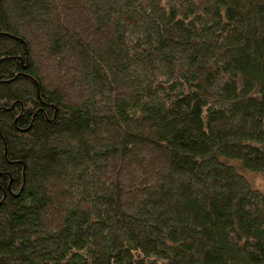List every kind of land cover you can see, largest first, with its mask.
I'll list each match as a JSON object with an SVG mask.
<instances>
[{
    "label": "trees",
    "instance_id": "1",
    "mask_svg": "<svg viewBox=\"0 0 264 264\" xmlns=\"http://www.w3.org/2000/svg\"><path fill=\"white\" fill-rule=\"evenodd\" d=\"M264 0H0V264H264Z\"/></svg>",
    "mask_w": 264,
    "mask_h": 264
},
{
    "label": "rangeland",
    "instance_id": "2",
    "mask_svg": "<svg viewBox=\"0 0 264 264\" xmlns=\"http://www.w3.org/2000/svg\"><path fill=\"white\" fill-rule=\"evenodd\" d=\"M246 176L253 188L264 193V176L254 173H247Z\"/></svg>",
    "mask_w": 264,
    "mask_h": 264
}]
</instances>
